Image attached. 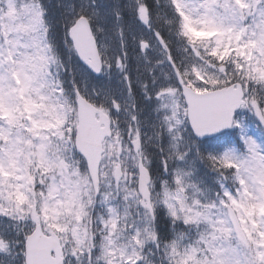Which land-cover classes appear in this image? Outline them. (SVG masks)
Returning a JSON list of instances; mask_svg holds the SVG:
<instances>
[{"label":"snow or ice","instance_id":"snow-or-ice-1","mask_svg":"<svg viewBox=\"0 0 264 264\" xmlns=\"http://www.w3.org/2000/svg\"><path fill=\"white\" fill-rule=\"evenodd\" d=\"M0 264H264V0H0Z\"/></svg>","mask_w":264,"mask_h":264}]
</instances>
